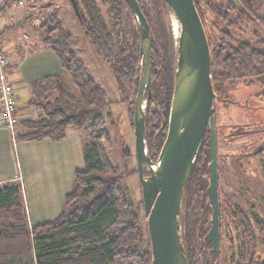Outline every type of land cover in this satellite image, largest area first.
Returning <instances> with one entry per match:
<instances>
[{"label": "trees", "instance_id": "16d2710c", "mask_svg": "<svg viewBox=\"0 0 264 264\" xmlns=\"http://www.w3.org/2000/svg\"><path fill=\"white\" fill-rule=\"evenodd\" d=\"M81 1L86 17L81 15L74 0L79 13L77 18L93 53L109 66L123 96L131 89L136 91L135 78L140 71L138 26L135 22L133 43L127 44L118 7L121 1L128 9L124 0H107L111 8L107 19L101 18L92 0ZM136 1L147 20L141 1ZM156 1L162 11L168 12L161 0ZM221 2L213 6L211 0H194L201 20L200 7L203 5L215 12L223 25L217 39L211 44L207 40L211 66L218 68L223 77L241 79L240 74L260 63L263 56L250 44L234 41L231 31L238 29L239 24L233 17L234 12L264 24V19L258 16L264 8V0H236L238 6L233 0ZM42 29L43 44L56 55L76 92L70 90L64 76H48L32 83L28 106L35 108L39 116L22 122L23 131L15 140L60 141L71 130L78 133L85 130L88 136L87 141L83 139L84 169L76 173L73 190L66 196L60 216L40 225L27 223L21 186L15 182L0 185V264H151L142 197L137 203L130 199L127 187L123 186L129 174L121 173L110 163L102 145L103 140L109 142L104 125L110 117L107 108L111 103L105 101L103 90L90 78L72 50V36L58 22L50 21L49 25L46 22ZM172 37L170 32L169 68L162 73L150 36L151 106L145 119L144 142L152 162L157 161L167 132L175 75ZM161 89H166L167 95L161 96ZM134 98L130 102L132 107ZM197 207L196 204L194 207L191 203L187 205L192 215ZM189 224L186 223L181 239L187 264H197L195 259L202 237L191 230Z\"/></svg>", "mask_w": 264, "mask_h": 264}, {"label": "water", "instance_id": "95a60500", "mask_svg": "<svg viewBox=\"0 0 264 264\" xmlns=\"http://www.w3.org/2000/svg\"><path fill=\"white\" fill-rule=\"evenodd\" d=\"M79 17L74 0H70ZM178 24L174 36V82L167 132L156 162L146 154L145 119L150 100V31L136 0H124L136 19L139 34L140 71L133 102L134 153L141 188L143 213L151 245V264H187L180 234L181 198L192 172L207 124L212 131V206L209 235L218 248V200L212 122L214 93L210 80V48L194 0H161ZM238 6L236 0H233ZM143 103L145 105L143 106ZM144 168L146 174L144 175Z\"/></svg>", "mask_w": 264, "mask_h": 264}, {"label": "rangeland", "instance_id": "374dc122", "mask_svg": "<svg viewBox=\"0 0 264 264\" xmlns=\"http://www.w3.org/2000/svg\"><path fill=\"white\" fill-rule=\"evenodd\" d=\"M140 1L147 14L150 36L154 49L159 57L160 70L162 73H165L167 68H169L170 48L168 47V39L170 32L173 36L172 38H174L170 19L174 17L170 12H166L165 10H163V12L159 8L156 0ZM221 1L222 0H211V4L213 6H218L222 3ZM76 2L81 15L86 17V10L82 1L76 0ZM92 3L99 11L101 18L107 19L109 17L110 13L108 12L111 8L107 0H92ZM118 5L121 14L120 19L126 37L125 42L132 45V33L136 19L134 21V16H131L128 9L121 1ZM24 7L27 13L31 9L30 16H32L34 24L36 20L47 22L48 25L50 21H52V23L58 22L62 29L72 36V50L87 69L90 78L100 89L103 90L105 101L111 103L107 108V112H110V117L107 118L104 125L109 136V142H106V140L102 141L105 153L108 156L110 163L118 167L121 173L129 174V178L124 181L123 186L127 187L130 199L134 203L139 202L141 200V188L137 176V165L134 153L133 107L130 104L136 91L131 89L124 96L118 91L109 66L93 53L87 38L82 33L79 20L70 0H25ZM200 10L202 16L201 21L203 22L206 38L211 44L217 39L220 31L223 30V25L218 21L215 12L210 11L203 5H201ZM40 11L42 12V17L36 14ZM36 16H40V18ZM258 16L264 19V8L259 12ZM233 17L239 22L238 29L231 31V35L235 42H245L252 46L257 42L264 43V24H259L257 21L238 12H234ZM25 25L27 27L22 28L23 25H21L20 29L23 32L33 34L34 30L32 32V29L28 28L30 26H28L27 23ZM260 51L264 52V48ZM66 81L70 90L76 92V89L72 86L67 77ZM240 85L241 84H239L238 88L243 91V88ZM162 90L163 89H161V96L167 95V90ZM235 98L240 100V97ZM144 105L145 103H143V106ZM229 108L230 112H228V114L231 118L243 117V111L240 107L230 104ZM15 112L16 107L14 109V113ZM152 121L156 123V125L158 124L156 120L153 119ZM79 133L82 135L83 139L87 141L88 133L85 130ZM231 141L233 142L225 147L221 140L218 147V152L224 159L223 162L228 161L229 156H233L229 159L231 161V168L229 169L230 173L223 172L220 175V202L230 198L232 201L238 203L242 211L245 213H251L250 210L254 206L253 211L259 212L260 210V214H264V166L261 162L264 161V158L250 160L240 156L239 152L243 151L242 149L248 142V138L240 136L235 137ZM249 150L250 149H248V151ZM239 166L244 168L245 171H242L243 169ZM238 168L240 169V172L236 171ZM144 175H147L145 168ZM31 197L32 196H30V199ZM33 200L34 198H32V201ZM32 206L33 205L29 201V210L31 214H33ZM189 225L191 230L196 232L194 220H191ZM180 234H182L181 228ZM221 245L222 254L220 257V264H228L230 261V252L226 248L228 244L223 240ZM256 251L258 254H256L255 259H258L259 264H264V247H258ZM254 263H256V261H254Z\"/></svg>", "mask_w": 264, "mask_h": 264}, {"label": "crops", "instance_id": "0c3cea01", "mask_svg": "<svg viewBox=\"0 0 264 264\" xmlns=\"http://www.w3.org/2000/svg\"><path fill=\"white\" fill-rule=\"evenodd\" d=\"M24 6L25 0H15L1 21L4 30L0 48L9 62L7 81L14 90L16 112L12 129L0 125V185L22 183L27 223L34 226L60 216L65 198L73 190L76 173L84 169V155L83 137L73 130L60 141L15 140L23 131L21 123L39 116L35 108L28 106L30 85L48 76H65L56 55L43 44L42 25L46 22L36 20L34 24L31 9L27 13ZM26 23L33 34L20 29L21 25L27 27Z\"/></svg>", "mask_w": 264, "mask_h": 264}, {"label": "flooded vegetation", "instance_id": "af4514ba", "mask_svg": "<svg viewBox=\"0 0 264 264\" xmlns=\"http://www.w3.org/2000/svg\"><path fill=\"white\" fill-rule=\"evenodd\" d=\"M252 46V45H251ZM263 58L252 69L241 73V79L233 80L222 76L218 68L211 66L210 80L214 99L212 104V122L214 134V152L216 162V189L218 200V248L214 249L209 232L212 227V206L208 196L211 182V163L213 160L209 123L206 126L195 163L184 188L180 208V228L185 234L186 223L195 221V230L202 237L198 246L197 264H220L223 240L230 252L228 264H259L256 254L258 247H264V214L255 212L254 206L251 213H245L239 204L230 198L220 202L219 186L221 173H230L231 157L223 162L222 155L218 152L220 141L225 147L230 145L235 137L248 138L240 156L245 159L264 158V43L257 42L252 46ZM239 84L243 91L238 88ZM235 97H240L236 99ZM172 98V97H171ZM240 107L243 111L242 118H231L229 105ZM150 100L148 107H150ZM248 149H250L248 151ZM235 156V155H234ZM227 159V157H226ZM222 161V162H221ZM264 166V161H261ZM223 163V165H222ZM237 163V162H235ZM229 166V167H228ZM240 167V166H239ZM224 168V169H223ZM242 171H245L244 168ZM236 171L240 172L238 168ZM188 203L198 205L195 215L187 208ZM194 213V211H193ZM256 261V263H254Z\"/></svg>", "mask_w": 264, "mask_h": 264}, {"label": "built area", "instance_id": "2783aa9c", "mask_svg": "<svg viewBox=\"0 0 264 264\" xmlns=\"http://www.w3.org/2000/svg\"><path fill=\"white\" fill-rule=\"evenodd\" d=\"M14 2L15 0H0V40L4 30L1 22L3 13ZM8 65V59L0 48V125L12 129L14 126L15 95L13 88L7 81L9 74Z\"/></svg>", "mask_w": 264, "mask_h": 264}, {"label": "bare ground", "instance_id": "6f19581e", "mask_svg": "<svg viewBox=\"0 0 264 264\" xmlns=\"http://www.w3.org/2000/svg\"><path fill=\"white\" fill-rule=\"evenodd\" d=\"M170 20H171L172 32H173L174 36L176 37V35L178 33V24L174 18H172Z\"/></svg>", "mask_w": 264, "mask_h": 264}]
</instances>
